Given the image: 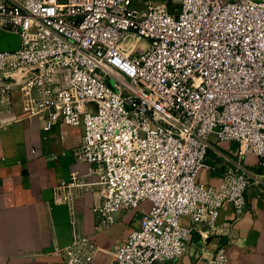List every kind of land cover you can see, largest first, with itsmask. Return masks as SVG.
Returning <instances> with one entry per match:
<instances>
[{
  "label": "built area",
  "instance_id": "1",
  "mask_svg": "<svg viewBox=\"0 0 264 264\" xmlns=\"http://www.w3.org/2000/svg\"><path fill=\"white\" fill-rule=\"evenodd\" d=\"M0 30L21 40L0 51V112L16 90L23 116L43 118L44 130L59 119L84 130L73 154L93 165L95 180L72 172L53 202L72 207L94 191L93 211L107 224L150 202L115 245L113 264L174 260L195 226L215 230L224 204L244 212L247 188L264 178L244 161L254 156L264 168V0H181L173 9L151 0H0ZM213 140L237 144L217 187L197 180L216 168L206 162ZM96 249L74 229L51 253L90 264ZM211 264H227L223 248Z\"/></svg>",
  "mask_w": 264,
  "mask_h": 264
},
{
  "label": "crops",
  "instance_id": "2",
  "mask_svg": "<svg viewBox=\"0 0 264 264\" xmlns=\"http://www.w3.org/2000/svg\"><path fill=\"white\" fill-rule=\"evenodd\" d=\"M11 97L0 112V264H62L61 257L51 251L70 244L74 229L97 247L90 264H113L115 245L137 227L150 202L144 200L135 209L114 214L111 224L93 211L94 191L83 192L72 207L55 204L54 186L72 172L95 180L93 165L78 162L73 154L82 142L83 127L59 119L44 130L43 118L23 116L16 90ZM236 148L233 141L213 140L206 162L216 168H203L197 180L217 187L224 167L236 161ZM244 161L256 174L264 173L256 157L247 156ZM246 201L237 217L231 205L224 204L214 231L205 223L195 226L187 252L161 264H211L219 248L224 249L227 264H264V178L250 184ZM180 223L191 225L185 216Z\"/></svg>",
  "mask_w": 264,
  "mask_h": 264
},
{
  "label": "water",
  "instance_id": "3",
  "mask_svg": "<svg viewBox=\"0 0 264 264\" xmlns=\"http://www.w3.org/2000/svg\"><path fill=\"white\" fill-rule=\"evenodd\" d=\"M20 42L18 34L0 30V51H15L19 48ZM108 84L109 86L112 85L110 81H108Z\"/></svg>",
  "mask_w": 264,
  "mask_h": 264
},
{
  "label": "rangeland",
  "instance_id": "4",
  "mask_svg": "<svg viewBox=\"0 0 264 264\" xmlns=\"http://www.w3.org/2000/svg\"><path fill=\"white\" fill-rule=\"evenodd\" d=\"M152 2H163L165 3L170 9L177 8L180 4L181 0H151ZM135 4H139V2H135ZM65 70H62L57 77L62 78L65 76Z\"/></svg>",
  "mask_w": 264,
  "mask_h": 264
}]
</instances>
